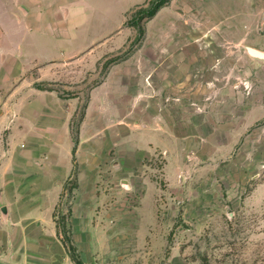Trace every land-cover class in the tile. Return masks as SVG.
<instances>
[{
  "label": "rangeland",
  "instance_id": "1",
  "mask_svg": "<svg viewBox=\"0 0 264 264\" xmlns=\"http://www.w3.org/2000/svg\"><path fill=\"white\" fill-rule=\"evenodd\" d=\"M148 2L0 0L12 174L82 264H264V0H169L137 39Z\"/></svg>",
  "mask_w": 264,
  "mask_h": 264
},
{
  "label": "crops",
  "instance_id": "2",
  "mask_svg": "<svg viewBox=\"0 0 264 264\" xmlns=\"http://www.w3.org/2000/svg\"><path fill=\"white\" fill-rule=\"evenodd\" d=\"M11 1L12 7L14 2L20 3L21 13L13 16L17 18L20 15L39 17L41 7L50 3V0ZM6 50L0 43V63L4 61ZM51 60L54 59L38 62ZM10 99V95L0 93V102ZM2 124L0 113V126ZM9 154L0 144V264H73L56 238L51 218L58 195L44 190L41 180L38 188H27L24 174H12Z\"/></svg>",
  "mask_w": 264,
  "mask_h": 264
},
{
  "label": "trees",
  "instance_id": "3",
  "mask_svg": "<svg viewBox=\"0 0 264 264\" xmlns=\"http://www.w3.org/2000/svg\"><path fill=\"white\" fill-rule=\"evenodd\" d=\"M168 1L169 0H149L147 6L139 7L136 10H134L133 14L127 20L126 25L136 28V31L138 32L137 39H139L141 37L142 32H143V30L140 26L141 20L154 16L156 14V12L159 10V8L164 6ZM72 141H73L72 163L75 166L74 152H75V146L77 144V138L75 136H72ZM67 247L70 251L69 256H70L71 260L73 261V264H82V261L80 260V258L77 255H75L73 250L71 251L72 246L67 245Z\"/></svg>",
  "mask_w": 264,
  "mask_h": 264
},
{
  "label": "water",
  "instance_id": "4",
  "mask_svg": "<svg viewBox=\"0 0 264 264\" xmlns=\"http://www.w3.org/2000/svg\"><path fill=\"white\" fill-rule=\"evenodd\" d=\"M248 52L252 55V56H256V57H260V58H264V53L260 52L256 49L253 48H248ZM1 212L4 214L5 213V207H3L1 209Z\"/></svg>",
  "mask_w": 264,
  "mask_h": 264
}]
</instances>
